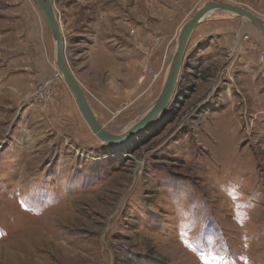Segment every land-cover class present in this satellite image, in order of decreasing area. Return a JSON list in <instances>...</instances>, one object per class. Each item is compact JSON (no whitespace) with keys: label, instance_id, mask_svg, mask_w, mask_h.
<instances>
[{"label":"rangeland","instance_id":"rangeland-1","mask_svg":"<svg viewBox=\"0 0 264 264\" xmlns=\"http://www.w3.org/2000/svg\"><path fill=\"white\" fill-rule=\"evenodd\" d=\"M209 1L264 19V0H53L108 130L155 103L181 28ZM202 23L165 111L104 145L37 3L0 0V264H264V34L226 11Z\"/></svg>","mask_w":264,"mask_h":264},{"label":"water","instance_id":"water-1","mask_svg":"<svg viewBox=\"0 0 264 264\" xmlns=\"http://www.w3.org/2000/svg\"><path fill=\"white\" fill-rule=\"evenodd\" d=\"M34 1L40 8L50 27L52 35L55 38L56 65L58 67V73L63 77L72 92L77 106L91 131L104 145H117L126 142L149 126L165 111L178 85L185 60L186 50L192 33L200 23L212 15V13L216 12V10L228 11L241 16L243 20H250L264 34V19L257 16L252 11L229 2H207L203 7L199 8L181 28L176 43V50L174 51L163 89L153 106L144 115L140 116L134 125L126 132L114 133L108 130L98 119L87 98L82 84L67 63L64 34L62 32V26L60 24L59 16L55 10L53 0ZM205 16L208 17L205 18Z\"/></svg>","mask_w":264,"mask_h":264},{"label":"built area","instance_id":"built-area-1","mask_svg":"<svg viewBox=\"0 0 264 264\" xmlns=\"http://www.w3.org/2000/svg\"><path fill=\"white\" fill-rule=\"evenodd\" d=\"M43 90H44L45 92H47V89H40L39 91L36 92V96L34 95L35 98H37V99H39V100H41V99H42V100H44V99L46 100V95L44 96L45 93H44ZM47 95H48V94H47ZM43 97H44V98H43Z\"/></svg>","mask_w":264,"mask_h":264},{"label":"bare ground","instance_id":"bare-ground-1","mask_svg":"<svg viewBox=\"0 0 264 264\" xmlns=\"http://www.w3.org/2000/svg\"><path fill=\"white\" fill-rule=\"evenodd\" d=\"M215 10H216V9H215ZM216 11H217V10H216ZM226 12H228V11H226ZM230 13H231V12H230ZM212 14H213V13H212ZM210 16H211V15H210ZM206 17H208V16H205V18H206ZM62 32H63V31H62ZM54 41H55V38H54ZM176 46H177V45H176ZM175 50H176V48H175ZM57 68H58V67H57ZM153 104H154V103H153ZM153 104L150 106V108L153 106ZM150 108H149L148 110H150ZM148 110H146L142 115H144ZM142 115H141V116H142ZM135 122H136V121H135ZM135 122H133L131 126H133ZM131 126H130V127H131ZM130 127H129V128H130ZM129 128H128V129H129ZM128 129H127V130H128ZM127 130H126V131H127ZM126 131H125V132H126ZM122 133H123V132H122Z\"/></svg>","mask_w":264,"mask_h":264},{"label":"crops","instance_id":"crops-1","mask_svg":"<svg viewBox=\"0 0 264 264\" xmlns=\"http://www.w3.org/2000/svg\"><path fill=\"white\" fill-rule=\"evenodd\" d=\"M203 26H204L203 23H200V24L197 26V28H199V27H200V28H203ZM206 27H207V26H206Z\"/></svg>","mask_w":264,"mask_h":264}]
</instances>
